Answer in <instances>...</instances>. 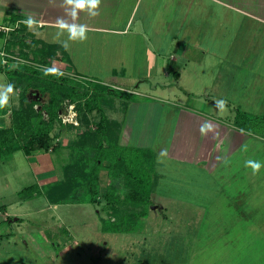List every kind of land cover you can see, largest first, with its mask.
Masks as SVG:
<instances>
[{
	"label": "rangeland",
	"instance_id": "1",
	"mask_svg": "<svg viewBox=\"0 0 264 264\" xmlns=\"http://www.w3.org/2000/svg\"><path fill=\"white\" fill-rule=\"evenodd\" d=\"M28 1L14 0L13 4L12 0H0V85L15 86L10 106L0 109V118L5 119L0 124V264H233L230 260L233 261L236 253L235 244H240L236 240V230L240 227L235 226L239 220L234 218L237 205L233 202L234 196L250 194L256 196L254 203H259V197L264 195V167L258 173L260 180L257 181V175L245 166L247 160H264V140L258 137L264 136V104L236 100L227 102L225 110H220L218 116L226 122L239 123L252 131L248 132L247 143L235 147L224 137L219 140V130L227 131V128H219L217 119L204 117L203 121L197 120L183 110L194 102L193 91L197 85L194 84L191 91L182 90L183 86L177 88L185 82L187 75L191 77L193 75L189 74L196 73L197 69L185 72L193 52L199 60L205 51L213 57L218 56L222 62L217 70L225 68L231 59L244 60L248 57L247 52L259 65V59L264 58V35L257 36L249 47L244 40L252 29L247 28L243 34L232 29L231 33L225 32L223 41L219 40L218 44L210 39L216 32L213 26L207 27L210 26L208 12H196L195 9L191 13L196 19L191 21L190 13L187 18L182 8L172 9L174 1L170 5L169 0H163L161 6H166L163 9L154 11L142 5L143 8L137 10L135 19L146 15L148 23L143 28L142 25L135 29L132 26L122 47L117 44L118 35L108 33L88 31L85 41H71L67 33L57 37V26L47 27L27 13ZM133 1L122 2L124 13L129 12L126 8ZM10 6L15 10L11 11ZM169 6L172 7L169 9ZM11 12L18 14L13 23L8 21ZM29 16L38 21L32 29L23 23ZM14 29H19L20 35H11ZM89 34H94L95 39L91 40L93 37ZM193 35H204L202 40L207 41L203 44L195 40V47L191 42L187 43L188 48L183 46V52L186 51L188 56L182 59L177 56L178 66L169 70V76L164 74L168 70L163 65L154 78L162 83L157 90L154 88L157 81L153 86L146 85L150 88L146 92L150 100L156 97V100L160 99L156 103L164 105L163 113L151 120L148 118L147 125L151 129L144 131L148 143L143 145V140H139L135 142L137 144H123L120 133L129 106L127 99L138 98L136 90L144 94L141 88L147 80L142 72L151 68L145 63L150 57L149 51L157 54L154 44L161 52L170 51L172 37L186 41ZM134 37L136 40L133 41ZM11 40L15 42L12 47ZM101 40L107 41L106 44L97 42ZM39 49L54 56L48 57L47 53V62H44L39 54L37 56V52L42 54ZM25 52L28 59L21 57ZM229 53L233 55L228 56ZM7 58L11 60L9 63ZM123 61L128 67L125 75H121ZM159 62H162L161 58H158ZM169 62L170 58L164 59L165 65ZM224 63L226 65H222ZM23 64L43 69L55 67L64 73L61 77L65 79L55 80L51 85L48 80H40L45 77L34 78L33 74L30 79L24 77L18 82L17 76L3 70L20 68ZM115 68L117 75L112 73ZM200 69L202 79L209 84L216 75L213 71V74L206 72L202 62ZM176 71L183 74L179 81L175 80L176 74L173 75ZM233 85L228 76H222L221 90L214 91L228 97ZM72 89L82 95L79 102L70 98ZM246 89L247 82H243L235 93L243 96ZM176 93H179L178 97ZM21 94H26V99L21 100ZM239 104L246 111L237 110ZM216 108L215 105L214 110ZM14 110L22 111L23 123L29 121L27 125L32 129L27 126L24 130L16 128L17 124L12 120ZM57 112L61 113V121L56 117ZM103 117L105 128L101 132L97 122ZM113 120L118 122L114 125ZM205 121L213 125V130L201 135L200 125ZM136 122L139 125L140 121ZM38 131L49 134L48 148H39L31 139ZM231 147H235V154L226 156ZM101 148L107 154L104 152L105 155L99 157L97 152ZM163 149H167V157L160 156ZM209 157L211 162L207 160ZM100 160L104 169L97 172L94 164ZM219 160L223 164L215 168ZM126 171L131 173L129 178L132 180L136 176L141 178V190L152 200L144 216L140 215V207L123 200L126 190L121 177L116 175ZM97 173L101 196L94 202L89 201L92 191L88 194L87 186L91 188L98 182L95 179ZM251 180L252 188L245 187ZM114 185H118L114 196L119 214L133 210L141 216L132 224L135 227L132 232L103 228V223L107 226L109 217L114 220L115 215L102 194L107 189L112 190ZM259 185H263V189ZM240 226L239 233L242 234L238 238L243 237L244 243L247 236L243 233L248 232L243 224Z\"/></svg>",
	"mask_w": 264,
	"mask_h": 264
},
{
	"label": "crops",
	"instance_id": "2",
	"mask_svg": "<svg viewBox=\"0 0 264 264\" xmlns=\"http://www.w3.org/2000/svg\"><path fill=\"white\" fill-rule=\"evenodd\" d=\"M12 1H13L12 3L14 4V0ZM125 1H127L128 3V0H101V4L98 10L99 14L97 16L90 17L87 15L86 12H80L77 22L80 24L87 25L89 29L88 31L92 33L95 32V33H108L112 35H118L117 44L118 46L122 47L123 44L126 43L125 36L130 33L132 26L135 29V26L139 25L140 27V25H142L143 28L148 23V17H146V15H144L142 19H135L136 18L135 14L137 13V10L139 8H143L142 5H146L147 9H151L154 11H156L158 8L163 9L166 7V6L165 7L161 6L163 5V0H146L144 4H142L143 0H134L133 4L126 8L129 12L124 13L123 9L125 8L123 7V3ZM173 1L175 6L172 9H175L177 11V10H181L182 8L183 11H185L187 18L190 13L191 21L193 19H196L195 17H193L194 15L192 14L195 12V9L196 12L198 11L200 12L202 10H203L202 12L204 11L208 12L210 26L207 25V27L212 28L213 26L216 32L213 37H210V39L211 40L214 39V41H217L218 44L220 42L219 40H221L222 37H224L225 32L231 33L232 29H234L235 33L237 31L240 32V34L245 33L247 28L252 29L251 33H249L248 36H246V40H244L245 44H248L249 47H251L253 40L257 39V36L264 35V0H169L170 5L173 3ZM28 2L29 3L27 6V13L31 14L32 17L36 18V20H38L47 27H56V23H55L56 18L65 15L64 7L61 6L63 4V0H29ZM184 3H186V5L185 7H182ZM210 4L212 5V7L210 6ZM167 5H169V3ZM180 5L181 7H179ZM171 7L169 6V9ZM10 9L11 11L15 10V8H13L12 6H10ZM48 12H53V14L48 15L49 14ZM11 13L16 14L18 16L17 12H11ZM121 14L123 15L122 18H121ZM174 15L175 14L173 13V16L171 18H173ZM120 19H123V21H120ZM226 27L227 30L225 29ZM156 33L157 32H155V34ZM193 33H197V32L194 31ZM89 35L93 37L91 39L89 36L88 37L89 40L95 39L94 34H89ZM202 37H204V35L201 37L199 36L196 37L193 35L187 37L186 41H180L178 40L179 38L172 37V40L170 41L171 43L170 51L161 52L160 47H157L154 44L155 51L157 54H155V52L149 51L150 57H148L146 59L147 62H145L146 65L149 67L151 65V68H145L144 72L141 71L142 74H144L145 76L144 79L147 80L145 85L141 88L142 91L144 90V94L142 92L134 90L138 95V98L131 97L127 99L130 100L128 101L129 106L127 109V115L125 117L124 125L122 126L123 131L122 132L120 131L121 132L120 134L122 135L120 139L123 141V142L121 141L123 144L135 143L139 140H143V143H141L143 145L148 143L145 140L146 134L144 132L148 130V128H150V126L148 127L147 125V123H149L148 118H150L151 120L155 118L157 115L159 116L161 113H163L164 105L160 103H156L159 102L160 100V99L156 100L157 99L156 97L150 100V96L147 95L146 93L150 88H146V85L149 84L153 86L154 81H157L155 82L156 84L154 85V88H156L155 90H157V86L162 85V83L154 78L155 76L158 75V72L163 67V65L166 66L165 69L168 70V71L165 70L164 74L166 76H169L170 75L169 70L172 67L178 66V60L176 59L177 56H181L180 59H182V57L188 56L186 51L183 52L182 49L183 46H187L188 48L189 44L187 43L191 42V45L194 43V46L193 45L192 46L195 47V40L203 42L204 44L205 41L207 40L205 38H203L202 40ZM108 39L109 38H107V41ZM134 40H136V37H134L133 41ZM107 41L104 42V40H101L97 42L106 44ZM139 41L140 39H138V42ZM241 41L243 40L241 39ZM155 42H157V45H159L156 39ZM133 46H134L133 44H130L131 48H135ZM187 48H185V50H187ZM232 55L233 54L229 53L228 56H232ZM122 56L120 55L121 58H123ZM246 56L248 57H246L244 60L231 59L227 65L232 67L229 70L228 68H226L227 66L225 68L222 67L217 70L216 67L220 64L219 62H222V59L218 58V56L213 57L208 51H205L203 52L202 60H199L196 59V54L193 52L189 55V61H188L189 63L185 65V72L187 69L190 72L194 71V69H197L196 73L192 72L193 74H189V75H193L191 77H188L187 75L185 77L186 78L185 82L182 81L180 86H178L177 88L179 89V87L183 86L182 90L191 91L193 88L192 86H194V84L197 85L196 89H194L193 91V95L195 97L193 98L194 102L189 103V105H187V110L185 109L183 110L186 111L189 114V116H192L194 117V119L197 120L201 118L203 121L204 117H208L210 119L211 118L217 119L219 121L218 122L219 128L220 127L227 128V131L225 129L224 131L219 130L220 132L218 136L219 140L221 139V137H224L228 141H232L233 144H235L234 145L235 147L236 146L239 147L242 144L247 143V140L250 138L248 132H252V131L246 130V127L242 126L239 123L226 122V120H224L221 116H218L220 115V109L217 107L216 110H214V107L216 105V101L219 99H224L226 100V102H236L237 100V102H260V105L264 104V60H263L264 58L259 59V65H258L255 63L254 58H252L253 56L252 54H249V52H247ZM157 57L161 58L162 62L158 63ZM166 58H170L171 62L165 65L164 59ZM201 62L206 72L209 71L210 73H212L213 71V73L216 75L213 76V79L212 78L210 79L209 84L207 85L205 84L206 83L204 81L205 79H202L203 75L200 69ZM222 65H226V64L224 63ZM125 66L126 65L124 64L123 61V63H121V68H123L121 75L127 74L126 72L128 71V67ZM69 67L71 68L70 71L72 72L74 69H72L71 63ZM112 70H113L112 73H114V75L118 74L116 68ZM175 74H176L175 80L177 79L179 81V78L182 77L183 74L178 71L173 73V75ZM246 75H247V79L245 78ZM222 76H228V81L234 84L232 94L228 97L224 94H217L214 91L217 89L221 90ZM243 82L245 83L247 82V89L244 91L245 95L243 96L236 95L235 93L236 90L240 87L241 83ZM104 83H107V81H104ZM127 89L128 91L133 90L132 88L129 87H127ZM208 90L213 93L208 94L207 92ZM178 95L179 93H176L175 96L178 97ZM239 97L240 99H238ZM172 104L175 105L176 103L174 102ZM240 105L241 104L238 105L239 107L237 110L241 109L242 111H246L245 108L244 109L240 108ZM182 106L183 105H181V107ZM232 110L233 109H231V111ZM213 111H215V113ZM60 114L61 113H59V115ZM137 120L140 121L139 125H137L136 122ZM1 122H5V119L0 118V124ZM113 122H118V121L113 120ZM221 122H223L222 123L223 125H221ZM258 137L261 140H264L263 135H258ZM203 138H205V136ZM219 143H221V141H219ZM223 143H225V141ZM251 145L253 144L251 143ZM235 147H231L230 148L231 151H229L225 155L227 156L229 154H235L234 152ZM207 160L211 162V157H209ZM263 161L261 163H263ZM221 163L222 160H219V162H217L216 165H214L215 168H217V166L219 168ZM262 169L263 168H261L260 171H262ZM256 175L257 176H255V178L257 179V181H259L260 178L258 176L260 174L259 175L256 174ZM252 183L253 180H251L249 185L245 187L250 186V188H252L253 186ZM260 186H262L261 189H263V185H259V187ZM238 192H240V190H238ZM255 198L256 196H250V194L246 195L241 193L239 195L234 196L233 202L237 203L234 212L236 217L234 218L239 220V223L237 222L235 226L236 228L240 227L239 230H236L237 232L236 240L240 244L237 243L235 244L236 253L233 258V261L230 260V263L233 262V264H264V195H261V197H259L260 199L259 203L258 202L254 203ZM244 220L245 221L249 220V222L245 223ZM242 224L244 228H247L246 231L248 232L247 234L243 233L244 235L247 236L246 238L244 237V243H243V237L241 238V240L238 238L240 236L239 234H242L239 233L242 230L240 226Z\"/></svg>",
	"mask_w": 264,
	"mask_h": 264
},
{
	"label": "trees",
	"instance_id": "3",
	"mask_svg": "<svg viewBox=\"0 0 264 264\" xmlns=\"http://www.w3.org/2000/svg\"><path fill=\"white\" fill-rule=\"evenodd\" d=\"M18 16L16 14H12L10 13L9 14V18H8V21L13 23L16 18ZM19 33V29H14V30H11V35L12 34H15V36H17L16 34ZM0 35H2V33H0ZM20 35V33H19ZM21 39V38H19ZM18 40V38H16V41ZM15 42H13V40H11L10 44H11V47L14 45ZM39 51L42 52V54L38 53L37 52V56L39 54V56H41V58L43 59L42 61L44 62H47V51L45 49H39ZM36 55V54H35ZM34 55V56H35ZM37 56H35L34 59H37ZM54 55L51 54V53H48V57H53ZM23 58L25 59H28V54L25 52V53H22V56ZM9 61H11L9 58L6 59V62L9 63ZM6 63V64H7ZM33 63H36V62H33ZM47 66V64H46ZM48 67H50L48 65ZM0 69H2V67H0ZM5 72L9 73L10 72V75L11 76H17L15 77L18 82L21 81L22 78L26 77L28 79H30L33 74L36 76L34 78H37V77H45L46 79H40L41 81H44V80H48L49 84L52 85V83L55 81V80H58V79H65V78H62L61 76H55V75H45L44 74V69L43 68H38V67H35L33 65H29V64H23L22 66H20V68H15V69H7V68H4L3 69ZM34 72V73H33ZM28 73H32V75H28ZM28 75V76H26ZM53 87V86H52ZM101 89H103L101 87ZM73 90V89H72ZM80 96H82L80 94V92L76 89H74L70 95V98H72V101H77L79 102V99L81 98ZM26 99V94H21V100H24ZM61 110V109H60ZM59 110V111H60ZM58 119L60 118V115H59V112H57V116ZM24 116H22V111L21 110H14L13 111V115H12V120H13V124H17L16 125V128H21V130H24L27 126V128L29 127V129H32V127L28 126L27 123H29V121L26 122V124L23 123L24 121ZM59 121H61V119H59ZM103 121H104V117L102 120L98 121L97 122V129L101 132L104 131V125H103ZM31 123V122H30ZM107 123H109V121H107ZM112 124H114L115 122H111ZM19 124V125H18ZM115 125V124H114ZM20 130V129H19ZM100 132V133H101ZM48 133L47 132H40L38 131L37 134H32L31 135V139L34 141V144H37L39 148H48L49 145H50V140L48 139ZM103 146V144L101 145ZM105 150L101 148V150L99 152H97V154H99V157L100 156H104L105 155ZM107 154V153H106ZM121 158V157H120ZM100 159V158H99ZM122 159V158H121ZM97 169V172L100 171L101 169H104L103 167V163L102 161H96L95 164H94ZM80 172V171H79ZM129 174H131L129 171H126L124 173H117L116 176H119L121 177L122 179V185L124 186L125 190H126V193H125V196H124V201H126L127 204H130V205H133L135 207H140L141 208V211H140V215L144 216L146 215V211H148V207L150 206V204H152V200L150 199V196L148 193H145L143 190H141V178L139 177H135V180H132L129 178ZM78 175V174H77ZM98 173L96 174V181H98ZM113 176V174H112ZM115 176V177H116ZM100 180V178H99ZM131 180H132V183H131ZM85 184H87V182H84ZM83 183V184H84ZM95 185L93 187H90L89 188L87 186V192L88 194L92 191V195L89 196V201H94V202H97L98 201V198L101 196L99 195L100 193L98 192L99 189H98V182H94ZM117 186L118 185H114L112 186V190L111 189H107L105 191L104 194H102L103 198L105 197V200H108V202H110V208L112 209L111 212L115 215L114 216V220H111V218L109 217L110 221L109 223L107 224L106 226V222L103 223V228H110V230H113V231H123V232H132L134 231L135 227H133L132 224H134L136 222V220L141 217L138 213H134L133 210L130 212V213H125V214H119V209L116 207L117 205V199L116 197L114 196L116 190H117ZM116 187V188H115ZM116 189V190H114ZM111 190V191H110ZM147 194V195H145ZM137 218V219H136Z\"/></svg>",
	"mask_w": 264,
	"mask_h": 264
},
{
	"label": "clouds",
	"instance_id": "4",
	"mask_svg": "<svg viewBox=\"0 0 264 264\" xmlns=\"http://www.w3.org/2000/svg\"><path fill=\"white\" fill-rule=\"evenodd\" d=\"M101 0H63L65 15L56 18L57 37L63 36L67 33L68 39L71 41H85L87 39L88 26L77 22L80 12H86L88 16L95 17L99 14V7ZM23 23L32 29L34 25L38 23L35 19L29 16ZM45 75L63 76L64 73L59 69L45 68ZM15 93V86L13 84L0 85V109L9 107L11 96ZM226 100L219 99L216 101V106L221 110H225ZM201 135H207L208 132L213 130V125L207 121L200 125ZM167 149H163L160 152L161 157H167ZM245 166L251 168L253 175L260 172V169L264 167L259 161L247 160Z\"/></svg>",
	"mask_w": 264,
	"mask_h": 264
},
{
	"label": "built area",
	"instance_id": "5",
	"mask_svg": "<svg viewBox=\"0 0 264 264\" xmlns=\"http://www.w3.org/2000/svg\"><path fill=\"white\" fill-rule=\"evenodd\" d=\"M64 115V114H63Z\"/></svg>",
	"mask_w": 264,
	"mask_h": 264
}]
</instances>
